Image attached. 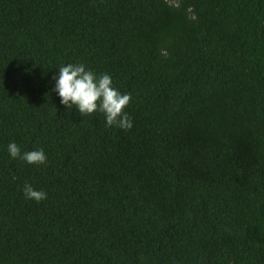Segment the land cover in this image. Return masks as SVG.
Masks as SVG:
<instances>
[{"label": "trees", "instance_id": "1", "mask_svg": "<svg viewBox=\"0 0 264 264\" xmlns=\"http://www.w3.org/2000/svg\"><path fill=\"white\" fill-rule=\"evenodd\" d=\"M72 61L130 130L60 105ZM173 261L264 264V0H0V264Z\"/></svg>", "mask_w": 264, "mask_h": 264}, {"label": "clouds", "instance_id": "2", "mask_svg": "<svg viewBox=\"0 0 264 264\" xmlns=\"http://www.w3.org/2000/svg\"><path fill=\"white\" fill-rule=\"evenodd\" d=\"M55 75L52 76L51 92L59 98L60 105L67 109H75L80 116H90L94 113L103 115L104 127L120 130H130L133 120L124 109L131 100L130 92H121L113 83V77L108 72H97L82 61L62 62ZM27 71V70H25ZM10 159L22 161L29 165H46L48 156L42 147L23 150L13 141L6 145ZM15 180L16 177L12 176ZM25 200L39 203L48 198L43 189L25 181L20 187ZM173 264H176L173 261Z\"/></svg>", "mask_w": 264, "mask_h": 264}]
</instances>
